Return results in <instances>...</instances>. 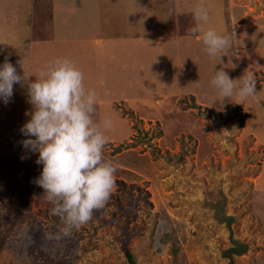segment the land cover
Segmentation results:
<instances>
[{
    "label": "rangeland",
    "instance_id": "1",
    "mask_svg": "<svg viewBox=\"0 0 264 264\" xmlns=\"http://www.w3.org/2000/svg\"><path fill=\"white\" fill-rule=\"evenodd\" d=\"M3 1L0 66L7 59L22 75V62L34 81L55 60L72 61L96 94L93 121H112L103 159L116 173L109 200L88 222L53 215L35 183L38 153L22 144L33 111L27 85L14 84L10 101L0 99V161L32 167L0 193V264H129L125 250L134 264H264V0H180L192 28L157 20L156 0ZM49 1L78 12L61 22L55 12L51 24ZM201 4L209 20L193 32ZM230 5L248 13L235 37ZM101 12L125 19L92 23ZM209 29L231 38L224 56L185 37ZM175 34L182 41H170ZM251 65L255 95L222 99L215 70L237 80Z\"/></svg>",
    "mask_w": 264,
    "mask_h": 264
},
{
    "label": "clouds",
    "instance_id": "2",
    "mask_svg": "<svg viewBox=\"0 0 264 264\" xmlns=\"http://www.w3.org/2000/svg\"><path fill=\"white\" fill-rule=\"evenodd\" d=\"M194 18L197 26L191 31L198 32L200 22L209 20L203 4L195 10ZM202 42L212 58L224 56L231 48V38L214 29L203 32ZM21 67L22 75L7 59L0 66V99L7 104L14 84L27 85L33 111L21 132L29 137L22 141L24 148L38 153L36 163L43 165L35 183L44 190V199L54 205L53 215L69 225H82L105 206L115 186L116 168L103 159L108 142L104 133L112 128V121H93L96 94L85 89L83 73L72 61L55 60L34 81L22 62ZM211 84L222 99L236 94L243 101L255 95L257 81L254 73L234 80L220 68Z\"/></svg>",
    "mask_w": 264,
    "mask_h": 264
},
{
    "label": "crops",
    "instance_id": "3",
    "mask_svg": "<svg viewBox=\"0 0 264 264\" xmlns=\"http://www.w3.org/2000/svg\"><path fill=\"white\" fill-rule=\"evenodd\" d=\"M6 0H4L3 2H1V4L4 5ZM130 2L132 0H129ZM180 0H156V4H157V7L155 9L156 13L159 14V16L156 17L157 20H161V21H165V22H168L170 20H172V22L174 23V25H178V26H182V25H186V28L188 26V28H192V21L190 20L189 17H187V15H189L190 13L186 12V7L182 6L181 3L179 2ZM182 1H185V0H182ZM237 1H248V0H237ZM50 2V1H49ZM49 2H44L45 6H47L49 4ZM168 2H170V7H169V4ZM33 3V2H32ZM113 4L117 5V2L115 1ZM132 4V3H131ZM183 4V2H182ZM260 4V3H259ZM50 5H52V3L50 2ZM246 6V5H244ZM242 6L240 8V10H234V8H231V5L229 6V10H228V16L229 18H233L234 22L235 21H245V22H241V25L238 24H233L232 25V29H229V33L235 37V34L237 31H238V28L237 27H240L239 29H241V27H248L249 26V23H247V18L248 17V13L246 14V12H244V9ZM153 10V9H152ZM179 10H182L183 12L181 13V11ZM1 11V10H0ZM47 12V11H46ZM56 13H59V16H58V19H57V22H61L62 20L65 21L67 19V17H70L73 13H77L78 11H75V8H73L72 6H70L68 9L67 8H63L61 7V4L58 5L56 4L55 5V1H54V4L52 5V10L50 11V22L52 24V22H54V14ZM135 12V11H134ZM30 13H31V16H32V11L30 10ZM42 13H43V10H42ZM153 13V12H151ZM168 13L171 15L169 16ZM178 13L180 15H178ZM243 13L246 14V16H242ZM71 14V15H70ZM85 14V13H84ZM83 12H79V16L80 17L81 15H84ZM130 14V13H129ZM47 16L48 14L46 13V21L48 20L47 19ZM130 16V15H128ZM186 18V22L184 23V20H181L180 18ZM86 17H84L83 19H85ZM95 21H92V23H98L102 26H104V24H108V23H111L109 24L110 26H115L113 24H119L120 21H123L125 18L121 19V18H118L115 14H108L107 12H101L100 13V16H95L94 17ZM30 19V17H29ZM243 19V20H242ZM246 19V20H245ZM43 23H42V27H44L45 29L49 28L50 27H47L45 26L44 24H46V21H44L43 19L41 20ZM126 25H129L130 22H127L126 21ZM147 24H150L147 23ZM147 24H145L144 26L147 27ZM121 25V23H120ZM152 25V24H150ZM153 26V25H152ZM243 29V28H242ZM188 33L186 32L185 33V37L190 39L191 41H195V42H200L202 41V35H199L198 33H189V35H187ZM195 34V35H194ZM179 36L178 34H175L173 37H171L169 40L170 41H173L175 43H179V41H182V39L184 38V36H182L183 38H181L179 40ZM158 38H161V40L163 41V39H165V37H162V35H159ZM243 38V37H241ZM233 39V38H232ZM97 42L99 43L101 40L100 39H96ZM233 41H235V39H233ZM264 50H259V52H263ZM252 66V72L251 73H254L253 72V68H254V65H251ZM261 70H257V72H259Z\"/></svg>",
    "mask_w": 264,
    "mask_h": 264
},
{
    "label": "trees",
    "instance_id": "4",
    "mask_svg": "<svg viewBox=\"0 0 264 264\" xmlns=\"http://www.w3.org/2000/svg\"><path fill=\"white\" fill-rule=\"evenodd\" d=\"M236 108L238 109V113H240L241 112L240 109L238 107ZM239 126L241 128L243 127L242 119L239 122ZM8 161L10 163L15 164L16 166L13 168L7 167L4 166V163H7V160L4 163L0 161V193L1 190H3V193L6 192L7 190H10L13 187L14 182L17 183V181L25 174L22 171L26 172L27 170H30L32 167L29 164L30 162L27 160L19 161L15 159H9ZM24 177H26V175ZM125 255L127 257V260L129 261V264H134V259L127 250H125Z\"/></svg>",
    "mask_w": 264,
    "mask_h": 264
}]
</instances>
